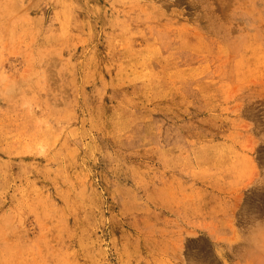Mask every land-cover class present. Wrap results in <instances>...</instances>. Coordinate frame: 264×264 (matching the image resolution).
Returning a JSON list of instances; mask_svg holds the SVG:
<instances>
[{
  "label": "rangeland",
  "instance_id": "374dc122",
  "mask_svg": "<svg viewBox=\"0 0 264 264\" xmlns=\"http://www.w3.org/2000/svg\"><path fill=\"white\" fill-rule=\"evenodd\" d=\"M0 264H264V0H0Z\"/></svg>",
  "mask_w": 264,
  "mask_h": 264
}]
</instances>
